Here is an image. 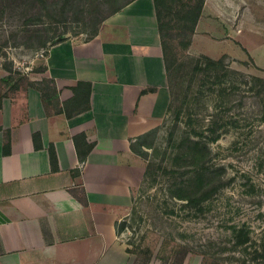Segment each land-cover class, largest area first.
Here are the masks:
<instances>
[{
    "label": "crops",
    "instance_id": "crops-1",
    "mask_svg": "<svg viewBox=\"0 0 264 264\" xmlns=\"http://www.w3.org/2000/svg\"><path fill=\"white\" fill-rule=\"evenodd\" d=\"M30 63L43 69L22 74L54 78L58 100L44 104L32 86L0 97V264H132L115 228L133 204L130 144L162 122L170 100L153 1H131L94 36ZM78 81L91 83L87 109L69 101Z\"/></svg>",
    "mask_w": 264,
    "mask_h": 264
},
{
    "label": "rangeland",
    "instance_id": "rangeland-1",
    "mask_svg": "<svg viewBox=\"0 0 264 264\" xmlns=\"http://www.w3.org/2000/svg\"><path fill=\"white\" fill-rule=\"evenodd\" d=\"M4 5L6 1L0 0V9ZM90 9L88 4L80 20L69 21L66 27L43 18L44 22L29 28L48 29L54 39L61 33L87 39L89 30L82 20ZM21 12L22 7L0 10V95L12 93L22 73L34 76L38 66L30 61L46 50L25 35ZM173 34L169 39L173 101L158 132L133 141L138 158V176L131 185L135 213L128 211L121 238L126 246H131L130 237L141 244L156 240L149 264H159L177 244L196 250L187 253L183 264H200L201 252L218 264H244V258L250 257L244 244L235 243V233L248 234L251 242H259L264 234V93L257 94L245 82L252 75L264 76V0H204L188 46L183 47L176 31ZM204 55L223 57L226 66L243 72V77L235 72L222 83L194 71L195 59ZM221 88L225 90L220 92ZM211 120L223 124L220 136L208 142L207 157L197 161L205 175L196 193L198 200L187 206L186 199L170 193L174 180L186 177L175 171L178 163V171L186 168L183 159L175 161L170 154L181 135L193 129L206 134ZM219 181L222 185L216 191H208ZM182 190L180 194L188 192L185 186Z\"/></svg>",
    "mask_w": 264,
    "mask_h": 264
},
{
    "label": "trees",
    "instance_id": "trees-1",
    "mask_svg": "<svg viewBox=\"0 0 264 264\" xmlns=\"http://www.w3.org/2000/svg\"><path fill=\"white\" fill-rule=\"evenodd\" d=\"M6 5L0 10H5L6 6L21 8L22 7V16L24 33L30 38H35L38 42V46H43L48 48V46L55 43L64 41L67 39V36L63 33L58 34L57 38L54 39V36L48 35V29H39V28H29L30 25H35L40 22H44L43 18H47L52 23H60L66 27V24L69 21H78L80 16L86 10L88 4L91 5V9L88 12L87 19L82 20L86 28L89 30L88 38L94 36L97 32L103 21L114 14L115 12L121 10L125 5L130 3L133 0H5ZM155 10L156 25L161 43L162 57L164 60L166 79L168 83V88L170 91V100L173 101V62L170 57V46L169 39L173 38V31L177 32V36L181 37L183 47H187L190 42V37L194 33L195 26L200 17L202 6L204 0H152ZM9 75L13 74L11 68H8L4 65ZM38 71L43 69L42 66L36 68ZM194 71L205 72L209 77L213 78V81L225 82L228 78H231L232 75L237 72L235 69H231L226 66L223 57L220 58H211L209 56H201L195 59L193 64ZM19 73V72H17ZM237 74L243 77V72H237ZM245 79L246 84L250 89H255L254 91L257 94L264 93V76L252 75ZM243 80V78H242ZM240 80V81H242ZM239 81V82H240ZM244 83V82H243ZM230 86H235L236 84H229ZM27 86H32L40 90L41 97L44 104L51 103L57 104L58 100V89L55 83L54 78L43 76L39 80H30L27 75H21L16 82L13 83L12 89H18L22 87L25 89ZM73 98L71 101H77L80 104H83L82 109H87L89 104V94L91 90V83L88 81H78L75 86L72 87ZM225 90V88L219 89L220 92ZM3 95V94H1ZM0 95V97H1ZM64 108L66 104H63ZM58 111H61L62 108L58 107ZM67 113V112H66ZM70 114V113H68ZM178 116V112L175 113V117ZM191 121V118L188 120ZM223 124L217 120H211L210 124L205 128L206 134H203V131L192 130L186 132L184 135H181L176 141H174L175 150L170 154L171 158L175 161L183 159V165L186 167L183 170L178 168L181 165L178 163L176 172H179L180 175H186V177L181 180H174V182L169 187L170 193L176 198L186 199V205L192 206L198 200L196 193L199 185L201 184L202 177L205 175L203 166L202 169L198 166L197 161L199 159H205L207 157L209 148L208 142L215 141L220 136L219 127ZM159 125L146 131L145 133L139 135L137 138H141L147 135L150 132H158ZM36 135H34L35 137ZM80 136H84V133H81ZM93 146V143L87 144V150L83 153H80L81 157L90 150ZM133 151H137L134 143L130 144ZM49 158L52 167H56V155L54 152L53 145L50 144L48 147ZM139 153V152H138ZM200 157V158H199ZM177 166V162L173 163V167ZM173 172V171H172ZM175 178H177L175 176ZM219 179V178H218ZM222 182H214L211 188L208 191L214 192L220 186ZM187 187L188 192L185 191V194H180V191L183 188ZM133 193V192H132ZM185 195V196H184ZM206 195V194H204ZM205 197V196H204ZM82 201L85 202V199L80 197ZM131 213H135V209L131 206ZM126 218H122L119 221H116L115 228L117 234H122L124 227L126 225ZM148 234H153V231L147 230ZM132 238V237H130ZM128 239V244L126 250L134 254V260L132 264H149L155 247V241L144 242V243H135L134 240ZM235 243L244 244V252L249 255L250 258H244V264H260L261 261H264V234L259 242H251L250 237L246 233L239 232L235 233ZM250 244V246H247ZM251 248V249H249ZM253 248V249H252ZM195 251L193 248L186 246L184 244H177L172 249L171 253L165 254L160 259L159 264H183L184 259L188 252ZM202 261L200 264H218L211 256H208L206 253H202ZM250 259V262L247 263V260Z\"/></svg>",
    "mask_w": 264,
    "mask_h": 264
}]
</instances>
